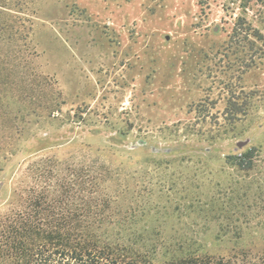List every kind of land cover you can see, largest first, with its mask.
I'll use <instances>...</instances> for the list:
<instances>
[{
	"label": "rangeland",
	"instance_id": "374dc122",
	"mask_svg": "<svg viewBox=\"0 0 264 264\" xmlns=\"http://www.w3.org/2000/svg\"><path fill=\"white\" fill-rule=\"evenodd\" d=\"M254 30L264 0H0V219L84 169L154 242L225 255L262 241ZM249 150L254 169L230 164Z\"/></svg>",
	"mask_w": 264,
	"mask_h": 264
},
{
	"label": "trees",
	"instance_id": "16d2710c",
	"mask_svg": "<svg viewBox=\"0 0 264 264\" xmlns=\"http://www.w3.org/2000/svg\"><path fill=\"white\" fill-rule=\"evenodd\" d=\"M245 25V19L238 17L231 40L243 37ZM246 34L264 40L259 30ZM243 110L238 103L227 108L232 118ZM228 159L248 172L255 167L256 153L249 150ZM86 171L80 169L77 176L60 184V195L39 193L25 211L0 219V264H264V236L225 255L203 252L188 241L145 238L148 232L134 227L140 211L124 210L118 195Z\"/></svg>",
	"mask_w": 264,
	"mask_h": 264
},
{
	"label": "water",
	"instance_id": "95a60500",
	"mask_svg": "<svg viewBox=\"0 0 264 264\" xmlns=\"http://www.w3.org/2000/svg\"><path fill=\"white\" fill-rule=\"evenodd\" d=\"M246 144H247V142H239V143H238V147H239L240 149H242Z\"/></svg>",
	"mask_w": 264,
	"mask_h": 264
}]
</instances>
